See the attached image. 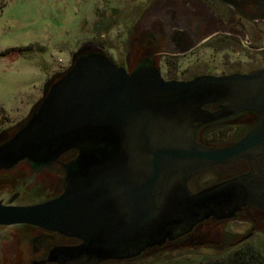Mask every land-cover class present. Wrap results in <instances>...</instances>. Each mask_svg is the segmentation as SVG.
I'll return each mask as SVG.
<instances>
[{
  "label": "water",
  "instance_id": "1",
  "mask_svg": "<svg viewBox=\"0 0 264 264\" xmlns=\"http://www.w3.org/2000/svg\"><path fill=\"white\" fill-rule=\"evenodd\" d=\"M209 105L221 110L210 114ZM246 112L262 122L238 143H195L196 124ZM74 148L80 154L65 193L36 206L0 205V225L83 240L65 251L75 264L137 258L211 218L232 219L248 207L264 211V176L235 177L194 195L188 189L215 167L264 162V69L166 81L146 62L128 73L103 53H78L30 121L0 147V170L26 159L47 163Z\"/></svg>",
  "mask_w": 264,
  "mask_h": 264
},
{
  "label": "rangeland",
  "instance_id": "2",
  "mask_svg": "<svg viewBox=\"0 0 264 264\" xmlns=\"http://www.w3.org/2000/svg\"><path fill=\"white\" fill-rule=\"evenodd\" d=\"M195 1L192 8L182 10V0H10L0 8V137L12 136L29 122L43 102L46 88L72 68L78 53L102 52L124 67L150 41L166 36V28L189 29L197 39L192 52L176 56L168 50L170 56L162 57L158 66L165 79L187 81L264 69V51L251 49L254 45L264 47V41H258L261 33L264 36V26L242 21L237 30ZM183 13L190 14L187 21L181 20ZM242 26L245 32H241ZM227 28L228 33L223 32ZM233 33L236 35L231 36ZM226 140L233 142L232 138ZM236 169L206 175L203 187L236 174ZM216 225L237 238H243L248 230L245 221ZM10 231L0 230V242ZM207 236L210 241L219 240V234L210 236L206 230L193 238L206 242L203 237ZM244 245L240 249L167 246L133 260L102 264H207L247 249L264 261V231Z\"/></svg>",
  "mask_w": 264,
  "mask_h": 264
},
{
  "label": "flooded vegetation",
  "instance_id": "3",
  "mask_svg": "<svg viewBox=\"0 0 264 264\" xmlns=\"http://www.w3.org/2000/svg\"><path fill=\"white\" fill-rule=\"evenodd\" d=\"M194 1L195 0H182V10L192 8ZM197 1L201 6L203 5L209 11L212 10L215 12L217 15L216 19L218 21L227 24V26H237V30H239L238 26L244 24L242 21L257 27L264 26V0ZM220 6L223 7V12L220 11ZM188 17H190V14L183 13L181 20L187 21L189 19ZM228 29L229 28L225 29L223 32L228 33ZM240 30L241 32H245V27L242 26V29ZM166 31V36L154 39V42L150 41V44L146 47L144 46V49L137 55V58L130 59V62H128L126 66L123 67L122 65H116L114 62L113 63L117 67L126 69L128 73H132L140 63L146 62L154 67H157L161 73L158 65L163 56H170V54L167 53L168 50L169 52H174L176 56H184L188 54V52L185 53V51L189 46V48H191L189 53L195 48V41L197 38H195V35L192 34L189 29L171 27L169 29L166 28ZM230 35L234 36L236 34L233 33ZM258 41H264L262 33ZM161 42H163V46H160ZM251 49L259 52L264 51L263 45H254ZM162 77L166 81H179L176 79H165L163 75ZM49 89L50 88L47 87L46 92ZM204 110L210 114H215L221 109L217 105H209L206 106ZM241 120L244 121L242 122ZM261 122L262 117L259 114L246 112L208 123H202L199 125L196 124L197 129L195 132V143L197 145L211 148L228 147L249 136L257 127H259ZM24 126L21 129H23ZM21 129L10 137H0V147L11 141L21 131ZM229 138H232L233 142H228L226 140ZM79 154V150L74 148L47 163L35 164L26 159L10 169L0 170V205L5 207H30L45 204L58 199L65 193L69 185L68 174L71 166L77 161ZM233 168L236 169V174L229 175L222 181L203 187L204 183H202V179L206 175L216 174L218 172L220 174L224 170H230ZM231 172H234V170ZM248 174L257 177L264 176V162L259 160L238 161L233 162L231 165L226 167H215L213 170L198 174L191 179L188 183V189L191 195H194L224 181ZM238 221H245L248 224L247 233L243 238L233 237L229 235L230 233H226L223 228L216 225L225 222ZM205 226L208 227L204 229ZM219 228L221 229V232H218ZM3 229H11V231L9 237H6L0 242V264H75V262L66 260L64 256L65 251H73L84 245L83 240L32 225H0V230ZM205 230L210 236L215 235V233L217 235L219 234V240L210 241L207 236V238L203 237V240L206 241L207 239L208 241L201 242V240L198 241L193 238L195 234ZM261 231H264V211L255 207H248L237 213V215L232 219L217 220L215 218H211L206 220L196 225L190 233L184 235L183 237L173 241H167L163 247H153L145 252L152 251L154 249L159 250L164 247L166 248L167 246L176 249L188 247L192 248L191 245L196 246V249L214 247L224 249H240Z\"/></svg>",
  "mask_w": 264,
  "mask_h": 264
},
{
  "label": "trees",
  "instance_id": "4",
  "mask_svg": "<svg viewBox=\"0 0 264 264\" xmlns=\"http://www.w3.org/2000/svg\"><path fill=\"white\" fill-rule=\"evenodd\" d=\"M10 0H0V8H4ZM261 256L252 249L236 251L225 259L211 260L207 264H263Z\"/></svg>",
  "mask_w": 264,
  "mask_h": 264
}]
</instances>
